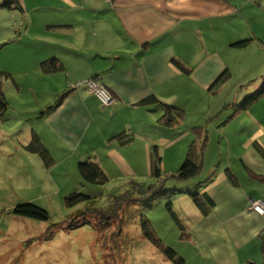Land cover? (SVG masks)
I'll list each match as a JSON object with an SVG mask.
<instances>
[{
	"label": "crops",
	"instance_id": "crops-1",
	"mask_svg": "<svg viewBox=\"0 0 264 264\" xmlns=\"http://www.w3.org/2000/svg\"><path fill=\"white\" fill-rule=\"evenodd\" d=\"M20 3L25 27L35 35L29 45L34 57L21 70L58 83L52 103L38 112L69 92L55 112L38 113L26 125L27 141L36 133L50 155L49 166L37 155L39 163L49 172L68 165L76 185L78 163L86 160L110 181L113 174L129 179L144 170L151 177L152 146L165 169L169 154L170 162L183 161L192 142L199 147L205 141L201 173L191 185L202 184L214 208L202 217L187 191L177 193L180 214H174L182 236L200 246L211 264H264V216L249 209L251 201L264 206V95L242 107L264 82V0ZM51 58L62 71H41ZM95 77L113 96L111 106L102 107L85 87L70 88ZM167 106L182 116L166 129L157 121ZM122 133L133 141L122 145L116 139ZM28 144L23 149L34 155Z\"/></svg>",
	"mask_w": 264,
	"mask_h": 264
},
{
	"label": "rangeland",
	"instance_id": "rangeland-1",
	"mask_svg": "<svg viewBox=\"0 0 264 264\" xmlns=\"http://www.w3.org/2000/svg\"><path fill=\"white\" fill-rule=\"evenodd\" d=\"M1 3L2 0L0 264H173L145 238L142 231L144 219L148 220L154 237L163 248L174 251L177 258L186 264H211L200 246L182 236L179 223L167 209L166 205L171 202L173 213L180 214L175 203L176 194L159 196L151 201L150 206L133 202L117 209L113 205V197L132 190L131 182L147 187L154 183L152 177L146 176L145 170L129 179L115 178L116 174H113L112 180L103 186L76 185L73 177L70 178L68 165L49 172L39 163L37 155L23 149L29 143L25 129L31 125L30 119L40 114L37 110L40 105L46 107L47 103H52L58 83L38 72L21 70L29 68L28 61L34 57V44L30 42L35 37L34 30L31 32L25 27L27 15L24 12L3 8ZM18 59L24 61V67H19ZM212 101H216L215 96H212ZM197 110L198 107L193 113L189 111L188 116L190 113L194 116ZM170 156L166 157L165 169L161 167L166 175L178 170L184 162H170ZM188 183L169 181L165 188L183 189L188 187ZM73 192L90 197L95 201L94 207L109 211L108 216L104 220L97 214L76 217L85 205L78 204L72 208L65 205V197ZM28 203L45 209L49 220L41 222L14 213L17 206ZM110 206H115L116 211H110ZM177 218L181 220L179 216Z\"/></svg>",
	"mask_w": 264,
	"mask_h": 264
},
{
	"label": "trees",
	"instance_id": "trees-1",
	"mask_svg": "<svg viewBox=\"0 0 264 264\" xmlns=\"http://www.w3.org/2000/svg\"><path fill=\"white\" fill-rule=\"evenodd\" d=\"M1 7L6 9H16L23 12V7L20 3V0H2ZM247 44V41L239 43L238 46H244ZM175 65L181 70L188 72V69L184 67L183 64L174 61ZM40 69L44 73L52 74L57 73L63 70V66L58 62L57 59L51 58L48 59L40 64ZM97 78V77H95ZM98 79V78H97ZM69 92L66 91L58 96L55 103L51 106H48L40 115L47 116L53 112H55L58 107L62 104L64 99L68 96ZM264 95V82L262 83L260 89L242 103V107H247L260 97ZM152 101L151 98L146 99L145 102ZM166 109L168 110L165 115L158 119L157 123L162 128H172L175 127L180 123L178 117L182 116V112L179 110L177 111L176 108H172L167 106ZM171 109L176 111L175 116L172 115ZM118 141L122 145H127L133 141V136L122 133L116 137ZM205 147V141L202 142L201 146L197 147L195 142H192L188 146L187 154L182 163L181 167L173 173L170 174H163L161 171V162L162 157L158 153L157 146L151 147L150 152V174L151 177L154 179V183L151 184L149 187L143 186L140 184H136L135 182H131L130 186L132 190L126 191L123 195H119L118 197H113L114 204L118 207L123 209L124 205L133 202H141L145 203L147 206L151 205V201L159 196L161 197H169L175 195L177 193H186L191 197L192 202L194 203L195 207L199 210L202 217H207L211 213L212 209L214 208V202L210 199V197L205 193L202 192L203 189L202 184H197L196 186L189 187L192 182L199 176L201 173L202 168V156ZM259 152H263L259 145H256ZM25 149L33 154L38 155L43 163L46 166H49L51 163L50 155L44 145L41 143L39 137L36 133H33L31 136L30 143L25 146ZM78 174L81 179V184L83 185H100L103 186L109 182V178L103 172V170L94 162L86 160L81 161L78 163ZM227 177L231 182H233V175L230 173L229 170L226 171ZM193 179V180H192ZM169 181L183 183L189 181L187 184L188 187H183V189H166L165 184ZM191 181V182H190ZM139 196V198H137ZM65 205L69 208L75 207L78 204H84L85 208L77 212L76 217L85 218L90 215L97 214L100 216V219L106 218L108 216L109 211L99 210L95 206V201H93L90 197L85 196L80 193L73 192L65 197ZM167 209L171 212L172 216L175 217L171 206L172 203L169 202L167 205ZM115 206H110V211H116L114 208ZM105 212V214H103ZM14 213L20 217L35 219L41 222H46L49 220V213L34 204H23L19 205L14 209ZM94 213V214H93ZM99 213V214H98ZM75 217V218H76ZM112 215L109 217L111 219ZM76 222V221H75ZM74 222V223H75ZM178 222V220H177ZM72 224V222H70ZM105 224H109L106 223ZM142 231L147 240H149L152 245L157 248L160 252L164 254V256L173 264H186V262L181 259L177 258V255L171 249H164L161 245V242L156 239L152 233L150 228V224L148 220L144 219L142 221Z\"/></svg>",
	"mask_w": 264,
	"mask_h": 264
},
{
	"label": "built area",
	"instance_id": "built-area-1",
	"mask_svg": "<svg viewBox=\"0 0 264 264\" xmlns=\"http://www.w3.org/2000/svg\"><path fill=\"white\" fill-rule=\"evenodd\" d=\"M80 87H85L90 94L97 98L102 107H109L112 105L114 99L111 93L107 90L105 86H103L97 78H90L87 80H83L77 82L72 85L71 89H78ZM249 209L257 214L264 216V206L257 201H251L249 205Z\"/></svg>",
	"mask_w": 264,
	"mask_h": 264
}]
</instances>
